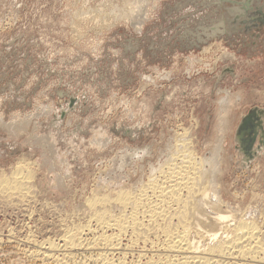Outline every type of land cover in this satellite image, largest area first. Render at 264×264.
<instances>
[{
    "label": "rangeland",
    "instance_id": "rangeland-1",
    "mask_svg": "<svg viewBox=\"0 0 264 264\" xmlns=\"http://www.w3.org/2000/svg\"><path fill=\"white\" fill-rule=\"evenodd\" d=\"M253 107L264 0H0V179L29 176L0 190V264H59L39 246L86 224L92 193L145 180L179 133L216 153L227 209L262 220L264 147L246 162L235 135ZM78 255L53 254L98 264Z\"/></svg>",
    "mask_w": 264,
    "mask_h": 264
},
{
    "label": "bare ground",
    "instance_id": "bare-ground-1",
    "mask_svg": "<svg viewBox=\"0 0 264 264\" xmlns=\"http://www.w3.org/2000/svg\"><path fill=\"white\" fill-rule=\"evenodd\" d=\"M184 136L160 149L163 157L148 166L145 180L92 193L83 205L86 224L66 226L60 244L39 246L36 254L59 264L53 254L64 260L94 254L98 264H264V212L262 220L256 212L231 213L215 183L216 153L199 155ZM26 170L17 165L0 179V190L21 193Z\"/></svg>",
    "mask_w": 264,
    "mask_h": 264
},
{
    "label": "water",
    "instance_id": "water-1",
    "mask_svg": "<svg viewBox=\"0 0 264 264\" xmlns=\"http://www.w3.org/2000/svg\"><path fill=\"white\" fill-rule=\"evenodd\" d=\"M236 140L245 161H250L264 147V110L253 107L242 116L237 129Z\"/></svg>",
    "mask_w": 264,
    "mask_h": 264
}]
</instances>
